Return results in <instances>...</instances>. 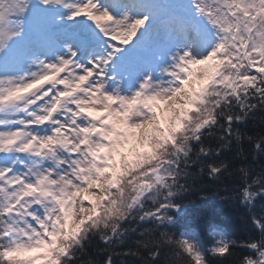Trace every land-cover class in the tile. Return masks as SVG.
<instances>
[{"label":"snow or ice","instance_id":"obj_1","mask_svg":"<svg viewBox=\"0 0 264 264\" xmlns=\"http://www.w3.org/2000/svg\"><path fill=\"white\" fill-rule=\"evenodd\" d=\"M0 264H264V0H0Z\"/></svg>","mask_w":264,"mask_h":264},{"label":"trees","instance_id":"obj_2","mask_svg":"<svg viewBox=\"0 0 264 264\" xmlns=\"http://www.w3.org/2000/svg\"><path fill=\"white\" fill-rule=\"evenodd\" d=\"M163 123V118L161 119ZM131 158V157H130ZM219 192V195L217 194ZM223 188L213 189L207 193V203H200L196 194L190 197V203H188V209L192 214H199L201 211L206 212L213 220L223 221L229 229H234L239 232H243L247 228V224L243 219V213L239 214H225L221 211L222 205L220 202V196L226 195Z\"/></svg>","mask_w":264,"mask_h":264},{"label":"rangeland","instance_id":"obj_3","mask_svg":"<svg viewBox=\"0 0 264 264\" xmlns=\"http://www.w3.org/2000/svg\"><path fill=\"white\" fill-rule=\"evenodd\" d=\"M164 107V105H161V108H163ZM160 110L158 109V112H159Z\"/></svg>","mask_w":264,"mask_h":264}]
</instances>
